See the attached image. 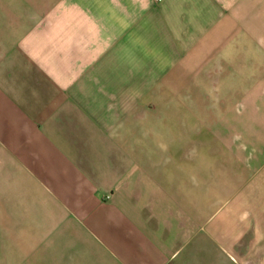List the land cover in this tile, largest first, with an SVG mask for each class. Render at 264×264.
<instances>
[{"label": "crops", "instance_id": "0c3cea01", "mask_svg": "<svg viewBox=\"0 0 264 264\" xmlns=\"http://www.w3.org/2000/svg\"><path fill=\"white\" fill-rule=\"evenodd\" d=\"M229 46L250 83L174 153L141 76ZM259 192L264 0H0V264H264Z\"/></svg>", "mask_w": 264, "mask_h": 264}, {"label": "rangeland", "instance_id": "374dc122", "mask_svg": "<svg viewBox=\"0 0 264 264\" xmlns=\"http://www.w3.org/2000/svg\"><path fill=\"white\" fill-rule=\"evenodd\" d=\"M231 46L220 51L219 60L222 64L211 59L202 66L199 87L197 76H141L142 103L148 101L147 89H150L152 92H156L157 106L171 109L167 116L165 114L161 117L164 120L159 122H166L172 127L174 153H181L182 145L185 144L182 143L181 138L184 126L192 127L195 130L201 127L199 129L203 133L206 143L212 142L216 131L213 125L220 128L219 121L215 123L219 119V114L225 112L226 108L228 109L233 103L236 104L237 89L241 85L250 83L249 76H233V72L239 71L240 63L230 65L229 57L232 55L228 53L232 51ZM258 57V53H256L252 59ZM231 60L233 61V59ZM163 131L169 130L163 129ZM192 131L194 130L192 129ZM206 148V151L202 152L210 153L208 150L213 149L212 143L210 147ZM251 193L249 196L257 199L248 200L246 204L251 203L254 208L255 205L264 207V192H259L260 194L254 197L252 196L254 193ZM238 202L245 203V200L239 199ZM208 257L209 255L205 252V258Z\"/></svg>", "mask_w": 264, "mask_h": 264}]
</instances>
